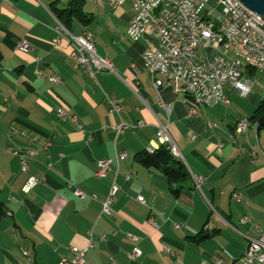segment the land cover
<instances>
[{"label": "crops", "instance_id": "1", "mask_svg": "<svg viewBox=\"0 0 264 264\" xmlns=\"http://www.w3.org/2000/svg\"><path fill=\"white\" fill-rule=\"evenodd\" d=\"M124 5L107 8L119 37L105 45L98 43L88 12L84 24L70 23L77 34L92 30L97 53L114 63L116 72L98 71L94 78L75 67L71 41L53 42L58 0H0V200L6 210L0 217V264H21L23 247L33 264H59L91 238L89 264H113L112 258L118 264H218L217 255L224 258L221 264H244L251 240L261 235L256 226L264 228V130L238 132L237 121L251 115L230 114L231 101L203 105L200 116L187 117L192 99L173 88L163 93L174 102L168 116L142 62V52L158 39L126 40L122 33L134 11ZM22 38L31 43L28 51L18 47ZM104 91L123 104L127 122L144 125L117 135L109 126L119 117L110 112ZM60 107L79 123L60 119ZM159 120L169 123L191 174L172 185L181 189L178 194L159 167L137 157L156 142ZM209 121L218 126L209 128ZM17 150L35 151L28 170ZM123 150L127 156L117 160ZM105 158H114L112 169L99 176L98 161ZM30 176L39 182L26 191ZM198 176L205 177L201 188ZM114 181L119 190L113 212L105 214ZM134 247L141 255L131 259Z\"/></svg>", "mask_w": 264, "mask_h": 264}, {"label": "built area", "instance_id": "2", "mask_svg": "<svg viewBox=\"0 0 264 264\" xmlns=\"http://www.w3.org/2000/svg\"><path fill=\"white\" fill-rule=\"evenodd\" d=\"M105 8H117L126 3H131L134 11L126 35L133 41H139L145 36L158 39V44L146 48L142 52V62L145 68L152 70L153 84L158 90V105L166 113L170 114L174 107L173 101H167L163 93L166 88H173L183 95V88H192L201 98V105L190 104L187 117L200 116L201 106L213 105L222 101L230 104V98L226 92V86L231 85L240 94L247 96L253 90V82L244 78V68L252 67L264 73V14L258 13L245 5L242 0H216L215 5L210 0H92ZM219 6L222 8L220 9ZM205 11H215L219 16L225 17L224 25H214V22H201V15ZM53 42L58 44L64 39L72 42L71 57L76 68H83L92 77L96 78L98 71L116 72L114 63L108 57L97 53L96 40L92 30H84L77 34L57 19ZM223 35H233V38H245V45H250V52H242V45L223 42ZM18 47L25 51L31 48L27 38L18 42ZM38 74L42 71L38 70ZM51 80L60 82L58 77ZM112 114L119 118L111 127L117 135L128 129H136L144 125L141 120L138 124L127 122L122 114L123 104L115 94L104 91ZM7 102L10 100L7 98ZM57 115L62 120L70 119L79 123V118L71 114L65 108H58ZM249 117H242L236 123L238 132L247 131ZM209 128H215L218 123L209 121ZM257 129V125L256 128ZM50 142L45 143L47 148ZM161 145H166L179 151L169 123L159 120L156 142L148 145L146 150L154 152ZM21 158L22 168L28 170L29 160L35 154L33 150L15 151ZM127 156L126 151L116 152L115 158L121 160ZM114 158H105L98 161L97 174L105 176L112 169ZM39 182L35 176H30L25 185L29 191ZM205 182L204 176H198L195 185L201 188ZM119 190L117 182H113L106 200L103 202L102 212L111 214L113 202ZM78 196H84L80 189L76 190ZM238 197L239 194L235 193ZM138 199L146 204L143 195ZM11 212H8L10 214ZM249 220L245 216L242 221ZM156 224L155 220H150ZM261 231L259 238L252 239L245 254L242 257L244 264H264V228L256 226ZM132 236V234H129ZM95 246V240L91 238L89 245L84 248H73V256H63L59 264H89L87 261L88 250ZM164 249L175 255L168 245ZM24 261L21 264H33V256L27 247L22 248ZM141 255V250L134 247L129 256L131 259ZM113 264H118L112 258ZM223 256H215V262L221 264Z\"/></svg>", "mask_w": 264, "mask_h": 264}, {"label": "rangeland", "instance_id": "3", "mask_svg": "<svg viewBox=\"0 0 264 264\" xmlns=\"http://www.w3.org/2000/svg\"><path fill=\"white\" fill-rule=\"evenodd\" d=\"M59 7L68 6L70 0H58ZM216 0H210V3L215 5ZM127 9H132L131 3H126L124 5ZM81 8L84 12H88L93 16V19L89 22L93 29H96L98 43L100 45H105L108 41H113L119 37L118 33L116 32V24H112V20L115 18L113 11L107 9L100 4L92 1V0H82L81 1ZM221 9L222 7L219 6ZM114 21V20H113ZM115 23V22H114ZM73 24L74 25H81L84 24L83 20L75 15L73 17ZM99 30H101L99 32ZM106 30V31H104ZM123 35L126 33H122ZM126 40H129V37L126 36ZM244 78L250 79L254 86L252 92L244 96L239 93H234L233 91H229L226 87L227 94L231 101V113L232 115L238 114H248L253 115L258 103L261 101L262 97L264 96V73L250 69L248 67L244 68Z\"/></svg>", "mask_w": 264, "mask_h": 264}, {"label": "trees", "instance_id": "4", "mask_svg": "<svg viewBox=\"0 0 264 264\" xmlns=\"http://www.w3.org/2000/svg\"><path fill=\"white\" fill-rule=\"evenodd\" d=\"M82 0H70V3L65 8H56V16L67 27L70 28V23L75 15L79 16L82 20L87 19L89 16L81 8ZM254 69L252 67H248ZM250 120L257 124L258 130H264V96L258 103L257 108L253 115L249 116ZM138 159L145 166L159 167L167 176L172 191L176 194L180 193V188L172 186L176 182L189 181L191 174L185 164L184 160L173 154L169 147L161 145L155 149L154 152H148L146 149L137 154ZM195 182V179H194ZM6 212L4 203L0 200V217Z\"/></svg>", "mask_w": 264, "mask_h": 264}, {"label": "bare ground", "instance_id": "5", "mask_svg": "<svg viewBox=\"0 0 264 264\" xmlns=\"http://www.w3.org/2000/svg\"><path fill=\"white\" fill-rule=\"evenodd\" d=\"M201 22H214V25H224L225 17L219 16L215 11H205V14L201 15ZM223 42L233 43V45H242V52H250V45H245V38H233V35H223ZM152 72V70H150ZM183 91L189 98L192 99L193 105H200L201 98L198 97L196 91L192 88H183ZM256 123L248 119L247 130L252 126L256 128ZM173 154L181 157L179 151L169 147Z\"/></svg>", "mask_w": 264, "mask_h": 264}, {"label": "water", "instance_id": "6", "mask_svg": "<svg viewBox=\"0 0 264 264\" xmlns=\"http://www.w3.org/2000/svg\"><path fill=\"white\" fill-rule=\"evenodd\" d=\"M242 1L250 9L258 13L264 14V0H242ZM206 236L209 237L210 235L207 234Z\"/></svg>", "mask_w": 264, "mask_h": 264}]
</instances>
